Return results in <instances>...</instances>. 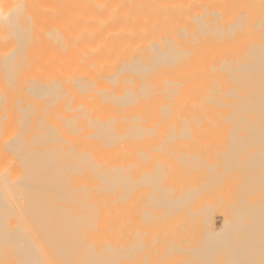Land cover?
I'll return each mask as SVG.
<instances>
[{"label": "bare ground", "instance_id": "1", "mask_svg": "<svg viewBox=\"0 0 264 264\" xmlns=\"http://www.w3.org/2000/svg\"><path fill=\"white\" fill-rule=\"evenodd\" d=\"M0 264H264V0H0Z\"/></svg>", "mask_w": 264, "mask_h": 264}]
</instances>
